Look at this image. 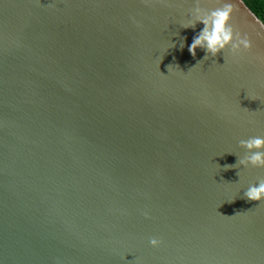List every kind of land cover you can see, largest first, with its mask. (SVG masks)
I'll return each mask as SVG.
<instances>
[{
  "label": "water",
  "instance_id": "1",
  "mask_svg": "<svg viewBox=\"0 0 264 264\" xmlns=\"http://www.w3.org/2000/svg\"><path fill=\"white\" fill-rule=\"evenodd\" d=\"M231 2L253 47L204 59L197 0H0V264H264V28Z\"/></svg>",
  "mask_w": 264,
  "mask_h": 264
},
{
  "label": "clouds",
  "instance_id": "2",
  "mask_svg": "<svg viewBox=\"0 0 264 264\" xmlns=\"http://www.w3.org/2000/svg\"><path fill=\"white\" fill-rule=\"evenodd\" d=\"M219 2L222 6L206 11L200 7V0H197L196 15L191 19H187L182 25L184 28H195L198 22L204 24L203 29L194 36L189 46V51L194 57L197 55L198 48L206 52L204 57L206 59L210 56H217L222 50H230L231 54L236 56L253 47L251 35L243 31H237L232 24L235 6L231 0H219ZM260 27L264 28V12L260 15ZM172 47H176V44L171 41L169 48ZM180 47H184V40L180 43ZM170 67L171 65H169ZM250 97L256 99L255 97ZM240 146L247 151L239 160V164H242L245 168L249 166L264 167V135L242 139L240 140ZM230 167L233 166H225V168ZM244 196L249 200L264 201V179H260L257 183L249 185L244 192ZM144 214L145 216L150 215L149 212H145ZM150 243L153 247H159L162 241L159 238L153 237Z\"/></svg>",
  "mask_w": 264,
  "mask_h": 264
},
{
  "label": "trees",
  "instance_id": "3",
  "mask_svg": "<svg viewBox=\"0 0 264 264\" xmlns=\"http://www.w3.org/2000/svg\"><path fill=\"white\" fill-rule=\"evenodd\" d=\"M247 5L260 17L264 12V0H244Z\"/></svg>",
  "mask_w": 264,
  "mask_h": 264
}]
</instances>
